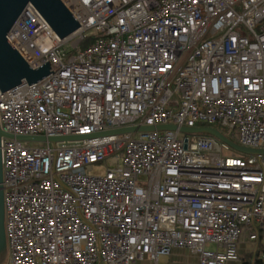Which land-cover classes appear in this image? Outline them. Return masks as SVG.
Masks as SVG:
<instances>
[{
    "label": "built area",
    "instance_id": "built-area-1",
    "mask_svg": "<svg viewBox=\"0 0 264 264\" xmlns=\"http://www.w3.org/2000/svg\"><path fill=\"white\" fill-rule=\"evenodd\" d=\"M62 2L80 24L67 38L31 4L6 36L53 73L0 90L5 264L238 260L242 236L264 237V154L178 129L96 134L204 123L264 149V0Z\"/></svg>",
    "mask_w": 264,
    "mask_h": 264
},
{
    "label": "water",
    "instance_id": "water-1",
    "mask_svg": "<svg viewBox=\"0 0 264 264\" xmlns=\"http://www.w3.org/2000/svg\"><path fill=\"white\" fill-rule=\"evenodd\" d=\"M31 4L42 15L51 26L52 30L60 39H65L78 29L79 23L76 18L65 7L61 0H0V90L7 91L18 86L22 82L29 85L38 82L50 72L49 61L34 68L21 57L17 50L7 39V33L12 28L17 18L24 11L25 7ZM179 130L186 133H205L218 138L228 144L231 148L246 154H264V149H250L233 142L214 127H177L175 125L158 126H129L112 129L96 134L97 136L108 134H121L129 132H145L153 130ZM93 135H80L70 137H49L44 136H16V139L29 142L54 143L60 140H77ZM3 137L13 138L5 133L0 127V144ZM2 156L0 149V264H4L7 259V242L4 228V204H3V184H2Z\"/></svg>",
    "mask_w": 264,
    "mask_h": 264
},
{
    "label": "crops",
    "instance_id": "crops-1",
    "mask_svg": "<svg viewBox=\"0 0 264 264\" xmlns=\"http://www.w3.org/2000/svg\"><path fill=\"white\" fill-rule=\"evenodd\" d=\"M239 259L228 264H264V237L259 234L256 239L247 235L237 243ZM133 264H154L148 257ZM155 264H199L198 256L185 248H173L167 255L158 258Z\"/></svg>",
    "mask_w": 264,
    "mask_h": 264
},
{
    "label": "rangeland",
    "instance_id": "rangeland-1",
    "mask_svg": "<svg viewBox=\"0 0 264 264\" xmlns=\"http://www.w3.org/2000/svg\"><path fill=\"white\" fill-rule=\"evenodd\" d=\"M65 48L69 51L70 50V46L69 44H66ZM199 125H205V126H211V127H214L216 128L217 130H219L222 134L226 135L227 137H229L230 140H232L233 142L235 143H238L239 142V136H238V133L237 131L234 129V130H230L227 126H223V125H208V124H204V123H201ZM196 136H201L202 134L201 133H197L195 134ZM39 145L41 146L42 143H31V145ZM239 154V155H246V153H243V152H240V151H237L233 148H230L229 149V152L228 154ZM111 164L108 162V163H96L92 170H91V174L93 175H103L106 171V168L107 166H110ZM5 264V263H4Z\"/></svg>",
    "mask_w": 264,
    "mask_h": 264
},
{
    "label": "bare ground",
    "instance_id": "bare-ground-1",
    "mask_svg": "<svg viewBox=\"0 0 264 264\" xmlns=\"http://www.w3.org/2000/svg\"><path fill=\"white\" fill-rule=\"evenodd\" d=\"M62 1V0H61ZM65 7L70 11V9L65 5ZM70 13L72 14V12L70 11ZM73 15V14H72ZM22 57V56H21ZM23 59L26 57H22ZM27 59V58H26Z\"/></svg>",
    "mask_w": 264,
    "mask_h": 264
},
{
    "label": "trees",
    "instance_id": "trees-1",
    "mask_svg": "<svg viewBox=\"0 0 264 264\" xmlns=\"http://www.w3.org/2000/svg\"><path fill=\"white\" fill-rule=\"evenodd\" d=\"M86 43H87V42H83V43H82V47H84V46L86 45Z\"/></svg>",
    "mask_w": 264,
    "mask_h": 264
}]
</instances>
